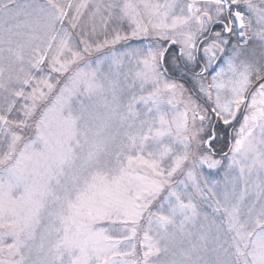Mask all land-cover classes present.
I'll return each mask as SVG.
<instances>
[{"label":"snow or ice","instance_id":"obj_1","mask_svg":"<svg viewBox=\"0 0 264 264\" xmlns=\"http://www.w3.org/2000/svg\"><path fill=\"white\" fill-rule=\"evenodd\" d=\"M0 264H264V0H0Z\"/></svg>","mask_w":264,"mask_h":264}]
</instances>
